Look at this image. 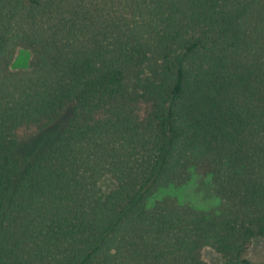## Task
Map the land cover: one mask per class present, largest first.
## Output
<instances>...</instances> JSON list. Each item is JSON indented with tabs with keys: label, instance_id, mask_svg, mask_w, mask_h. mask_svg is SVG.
<instances>
[{
	"label": "trees",
	"instance_id": "trees-1",
	"mask_svg": "<svg viewBox=\"0 0 264 264\" xmlns=\"http://www.w3.org/2000/svg\"><path fill=\"white\" fill-rule=\"evenodd\" d=\"M255 238L264 0H0V264H253Z\"/></svg>",
	"mask_w": 264,
	"mask_h": 264
},
{
	"label": "rangeland",
	"instance_id": "rangeland-1",
	"mask_svg": "<svg viewBox=\"0 0 264 264\" xmlns=\"http://www.w3.org/2000/svg\"><path fill=\"white\" fill-rule=\"evenodd\" d=\"M30 62L31 52L26 49H18L11 63V69L13 71L27 70L30 67ZM28 147L26 142L22 147V152L28 151ZM19 154L23 160H25L22 153L19 152ZM99 181L100 187L104 192H108L115 187V182L109 176L101 177ZM215 198L217 197L213 187L208 181L204 180H197L196 184L186 189L182 195V200L184 202L193 203L204 210L209 209V201H215ZM202 256L208 264H225L222 256L211 247H205L202 250ZM248 259L253 264L264 263V239L255 238L252 240Z\"/></svg>",
	"mask_w": 264,
	"mask_h": 264
}]
</instances>
